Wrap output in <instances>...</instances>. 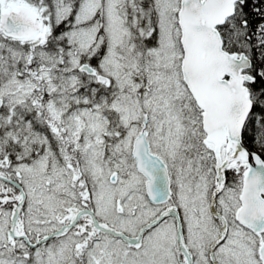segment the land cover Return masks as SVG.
<instances>
[{
  "label": "rangeland",
  "instance_id": "rangeland-1",
  "mask_svg": "<svg viewBox=\"0 0 264 264\" xmlns=\"http://www.w3.org/2000/svg\"><path fill=\"white\" fill-rule=\"evenodd\" d=\"M36 2L38 5L5 0L3 7L10 10L28 6L43 20L40 31L11 38L0 30V164L7 166L11 159L16 160L13 176L30 181L24 182L34 189L28 220L40 222L45 211L62 209L67 178L71 182L74 176L83 177L80 164L78 172L63 167L76 165L78 160L71 143L60 147V153L48 149L40 156L39 152L37 160L29 162L31 137L42 139L44 135L42 129L38 131L32 124L38 121L43 127L41 117L45 113L55 117L67 113L62 121L57 119L52 124L65 123L71 141L77 143L79 152L84 151L90 178L103 177L109 182L113 169H119V197L129 199L134 193L122 184L129 176L138 178L133 163L129 164L123 153L128 150L131 155L132 138L140 131L147 132L151 124L156 129V140L163 146L162 152L175 158V171L187 188L192 209L203 196L210 197L215 188L217 159L214 144L207 139L203 127V110L182 75L183 47L178 23L181 0H152V14L142 0H52V12L47 5ZM244 31L234 21L224 29L228 41L239 49L242 45L248 47L243 40ZM95 55L102 56V75L109 77V81L79 70L84 61L89 63ZM93 81L102 85V91L92 87ZM145 115L150 117L148 127ZM55 130L52 133L60 138ZM125 130L124 139L121 135ZM18 134L24 137L25 144L15 159L14 152L4 150V143ZM113 141L117 147L114 151ZM222 156L225 158V153ZM106 158L108 162L114 159V165L106 164ZM239 167V162L231 166L235 170ZM239 193L238 187L227 191L231 202L226 213L234 215L233 219ZM132 203H136L133 196L127 205ZM207 217L201 216L200 220L189 216L191 226L197 229L190 237L199 264H208V247L220 232L218 221ZM0 220V264H29L28 257L23 256L29 250H22L25 244L16 240L21 248L15 252L11 244L15 239L8 233L7 221ZM156 234L146 241L153 247L149 259L154 257L156 261L148 259L147 264H184L171 230L167 232V241L157 240ZM164 243L167 255L160 256ZM262 245L264 241L259 237L232 227L226 245L219 251L221 264H262L258 251Z\"/></svg>",
  "mask_w": 264,
  "mask_h": 264
},
{
  "label": "flooded vegetation",
  "instance_id": "flooded-vegetation-1",
  "mask_svg": "<svg viewBox=\"0 0 264 264\" xmlns=\"http://www.w3.org/2000/svg\"><path fill=\"white\" fill-rule=\"evenodd\" d=\"M231 20L227 21L226 27ZM237 50L240 51L239 48ZM92 58L89 63L84 61L81 64V67H86L85 70L80 68L79 70L89 72L93 78L97 76L98 79L104 78L109 81V77L102 75V56L95 55ZM59 87L55 92L57 96L60 94L61 84ZM92 87H99L101 91L103 89L98 81H93ZM82 88H84L83 84ZM99 95L100 93H98ZM66 115L67 113L58 114L55 117L51 113L43 114L41 117L44 120L43 127L39 126L38 121L33 122L34 129L38 131L42 129L44 135L42 139L41 137L40 139H36L35 136L31 137L30 143L33 144H30L29 149H32V157L28 159L30 163H34L38 158L36 154L39 152L40 156H43L48 149L60 153V147L66 146L68 143L75 146V149L72 150L79 156L78 158L73 157L78 159L76 165L71 163L69 166L63 165V167L77 171V165L80 164L83 177L74 176L71 182L67 178L62 196L64 199L62 209H56L53 212L45 211L42 221L30 222L28 208L31 205L34 189L32 186L28 188L24 184V182L30 181L16 179L13 176L12 172L15 169L13 163L16 160L11 159V163L7 166L0 164V218L4 219L5 223L7 221L8 233L12 239H15L11 243L13 248L15 247V252L21 248L18 243H24L25 247H22V250L28 249L29 252L24 253L23 256L28 257L29 264H147L149 261H156L153 260L154 257L149 259L153 254V247L147 245V238L157 233V240L167 241V232L171 230L173 237L176 236L178 254L184 264H199V255L193 250L191 244H194V241H191L190 237L197 229L191 226L189 216L193 215L201 220V216L208 215L207 219L210 217L212 220L218 221L220 232L208 247L207 263L221 264L219 251L222 246L226 245L232 233V227L243 229V226L236 221V214L242 205L240 195L243 189L242 177L247 167L246 162L233 160L223 169L222 164L225 158L222 154L225 153L226 157L227 144L220 151L213 143L217 159L215 188L210 192V197L204 199L203 196L198 206H194L192 209L187 199L189 196V193H186L187 188L181 184L179 174L175 171V158L171 159L167 152H162L163 146L156 140V129L152 124L150 125L149 115H145L147 127L150 125L149 130L147 132L140 131L133 137L134 139L132 138L130 156L127 153L128 150L123 153V156H128L129 164L133 163L135 174L139 178L138 180V178L129 176L126 183L122 184V186L131 188L130 192L134 193L131 196L136 203L129 206L127 203L131 196L129 199L119 197L121 196L120 189H118L119 182H121L119 181V169H113L109 182H106L103 177L94 180L87 175L84 151L79 152L76 147L77 143L71 141L72 136L68 134L65 123L52 124V122H57V119L62 121V117ZM62 124L65 127H62ZM133 124L136 123L133 122ZM53 129H56L55 133H58L60 138L52 133ZM143 133L149 140L150 151L159 155L169 169L170 185L168 189L164 185L151 193L148 189L149 178L136 169L137 160L133 156V149L137 138ZM121 137L126 138V130ZM44 138L45 140L42 141ZM114 143L115 141L112 142V151L117 148ZM24 144V137L21 134L12 135L11 139L4 143V150L14 152L12 158H15L18 150ZM36 144L41 146L38 148ZM207 144L210 146L209 143ZM108 161L109 159L106 164L114 165V159L111 160L112 162ZM237 162L240 163L239 170L231 168ZM114 174L117 176L116 181L111 179ZM237 187L240 193L233 219L234 215L226 213L227 206L231 202L227 191ZM36 229L39 230L35 231ZM244 230L264 241V233L255 234L247 228ZM179 231L181 232L182 245L177 240ZM160 247L162 248V246ZM166 247L167 244L164 243V249H161L158 255L161 256L163 253L162 256H166Z\"/></svg>",
  "mask_w": 264,
  "mask_h": 264
},
{
  "label": "water",
  "instance_id": "water-1",
  "mask_svg": "<svg viewBox=\"0 0 264 264\" xmlns=\"http://www.w3.org/2000/svg\"><path fill=\"white\" fill-rule=\"evenodd\" d=\"M238 2L181 0L178 12L183 47L181 70L186 85L203 110L207 139L220 151L227 144L222 168L237 159L247 163L240 195L242 205L236 216L241 224L262 234L264 159L243 142V129L254 105L248 85L255 81L250 73L252 59L245 52L228 51L220 31V27L236 14ZM42 26V19L28 6H18L0 14V30L9 37H28L40 31ZM133 156L137 160V169L149 178L151 193L164 185L169 188V169L159 155L150 151L149 140L144 133L137 138ZM115 178L116 174L111 179L116 181ZM179 239L182 245L181 232ZM259 254L264 264V247Z\"/></svg>",
  "mask_w": 264,
  "mask_h": 264
},
{
  "label": "trees",
  "instance_id": "trees-1",
  "mask_svg": "<svg viewBox=\"0 0 264 264\" xmlns=\"http://www.w3.org/2000/svg\"><path fill=\"white\" fill-rule=\"evenodd\" d=\"M0 0V14L4 10L3 2ZM31 5H38L40 1L47 5L52 12V0H23ZM143 5L152 14V0H142ZM39 3V4H40ZM234 21L243 28V40L247 43L242 45L240 51L249 53L252 59L251 73L255 81L249 84L254 101L253 110L243 131V142L254 152L264 159V0H239L237 13L230 23ZM226 28V26L223 28ZM62 31V30H59ZM223 32L225 44L230 51H238L237 46L228 41V36Z\"/></svg>",
  "mask_w": 264,
  "mask_h": 264
}]
</instances>
